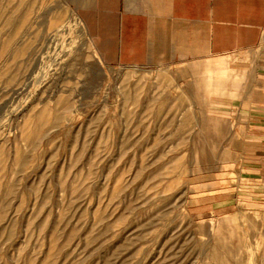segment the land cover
Listing matches in <instances>:
<instances>
[{"label":"rangeland","instance_id":"374dc122","mask_svg":"<svg viewBox=\"0 0 264 264\" xmlns=\"http://www.w3.org/2000/svg\"><path fill=\"white\" fill-rule=\"evenodd\" d=\"M263 54L109 66L70 0H0V264H264L234 149Z\"/></svg>","mask_w":264,"mask_h":264},{"label":"crops","instance_id":"0c3cea01","mask_svg":"<svg viewBox=\"0 0 264 264\" xmlns=\"http://www.w3.org/2000/svg\"><path fill=\"white\" fill-rule=\"evenodd\" d=\"M70 1L95 52L109 66L186 61L254 47L264 51V0ZM218 73L214 94H228L222 79L226 66L219 64ZM234 117L240 131L234 142L240 196L264 210V54Z\"/></svg>","mask_w":264,"mask_h":264}]
</instances>
